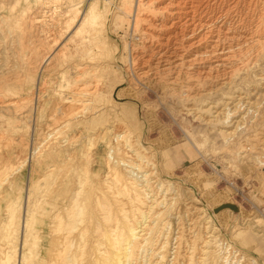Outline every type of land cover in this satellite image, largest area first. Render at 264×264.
Here are the masks:
<instances>
[{
    "label": "rangeland",
    "instance_id": "374dc122",
    "mask_svg": "<svg viewBox=\"0 0 264 264\" xmlns=\"http://www.w3.org/2000/svg\"><path fill=\"white\" fill-rule=\"evenodd\" d=\"M9 1H11V2H9ZM78 1H80V2H78ZM121 1L122 2L124 1L123 2L124 4L123 3L121 4ZM142 1L143 0H109V1L108 0H75V1L74 0H31V1H29V0H15V1L14 0H3V1L0 0V15L4 16V18H6L7 14H9L8 18H6V20L8 22V26L5 25V27H2V29H0L2 31V32L0 31V34L1 33L4 34V35H2V34L0 35V39L3 40L0 43H4L6 45L5 46L4 44H0V52L2 51L0 53L2 55L0 57V59L2 58L0 60L1 61L0 66H2V68L0 67V70L3 69L4 72L6 73V74L3 73V70H1L2 72L0 71V75L2 76L1 78H3L2 80H4L5 75L6 76L8 75L7 76L8 78H6L5 80H8L9 82L11 81L10 83H12V84H10V85L12 87H14L15 90L16 89L19 90V88L20 89L25 88L24 90H26V93H28L30 95V97H29L28 94H25V98H26V96H27V98H29V102L26 100L27 101L26 106L28 105L27 108L25 106L26 101L21 102V100L23 99L22 97L21 98H12L13 96L10 93L9 97L7 96V97L0 98V104L6 103V102L9 103L12 101L17 103V105L15 103L16 106L14 108H11L10 111L5 109V107L0 108V137H2V139L5 138L4 141L8 140L11 143V145H10V143L8 141H6L7 143L5 142V145H3L4 142L0 138V222H2L1 216L5 215V212H6L5 208L7 205H5V204L13 202L21 194L22 195L21 208L16 210V213L18 215L19 214L21 215V213L23 212V207H26L29 205L28 207L32 211L31 219L33 218L32 224L30 227L31 236L34 237L36 234L39 236L41 231H45V234H50L47 238V243H51L50 245H53V239L56 236L55 235L56 231L54 230V227H53L54 223H55L54 226H57V219L56 220L54 219L55 211L58 210V208L60 209L59 206L64 204V201L67 199V197L69 196L71 191H73L76 187H78V185L80 184L79 183L80 180H82V181L84 180L83 187H82V193L83 194H81V200H82L81 208L85 212V216H86L85 218H87V217L88 218L89 217L90 218H99L100 214H101L100 211H102L103 209L101 210L99 205H97V203L94 202L96 199L95 197H97V195H101L102 192L103 193L107 192L108 194L110 193L109 195L106 193L107 197L112 194V192H111L112 189H107L106 188L107 186L105 187V185H107V184H104L105 180L107 178L109 168L106 165V162L103 158L104 157L103 151L105 150V147L107 144H110L111 142L114 144L113 134L115 133L114 132L116 129L115 126L119 125L122 127L124 125L123 128H125V130H128L130 133V136H131L130 140H132L131 138H133V140L130 141L129 143H132V145H134V144L138 145V143H140L139 145H141V146H143V148H145L144 149L145 152L150 153V154L149 153L148 154H149V157L151 156L150 158H152L151 161L153 163L155 162V166L152 165V166H149V168L153 167L151 169V170H153L156 167L155 170H153L154 174L157 173L156 175L158 178H160L162 180L165 179L164 180L166 182L165 185L168 187L164 186L163 189L156 187L158 192L161 191L160 195L164 194L166 196V198L171 197V195H172L171 190H173L172 192H174L175 188H178L179 190L181 189L180 191L183 190V192L186 191V194H187L186 198H184L185 196L184 197L181 196L184 199L182 200V198H181L177 202V205H175L174 208L172 207V209L170 210L171 213H173V214L172 215H171V213L168 214V212H170V211H167L166 215H165L166 217L168 215L171 216V218L169 216L167 218L165 217V219H167V220L169 219V221L171 222V227H172V231H171V235H170V243H172L173 241H176V238H175L177 236L176 232H178L177 227L182 228V229H178V230H180V232L182 234H184L183 233L184 231L186 234V235L184 234L185 237L181 235L182 236L181 247H182V250H184L182 252H183V254L186 253L187 256L189 255L188 253H189V251H191L189 246L191 245L190 242H192L191 241L192 238L188 237V236L192 235V231H191L192 226H193L191 223L192 222V220H191L192 216H189L188 213H186V212H185L186 213L185 214L183 211L181 214H178V213H179L180 207L183 206L188 201V200H186L187 197L189 200L194 198L193 199L194 201L199 202L198 206L203 207L202 211L205 212V214L211 218V221L215 225L214 227L217 228L216 230H218L217 234L219 236L216 234V236H218L217 238L219 239L218 244H220L219 245L220 247H222V246L225 247V251L231 252V253L226 252L227 254L232 255L230 258L234 259L233 256H235V258L238 256V258L242 257V258H246V259H256L259 264H264V201H263L264 200L263 199L264 198V188H263L264 187L263 186L264 185V179H263L264 175L262 172L263 170H260L261 167H259L261 165H262V167H264L263 166L264 161L260 162L261 164L260 163L255 164V161L254 162L252 161L254 159L250 158L253 156V155H251L247 159V160H249V159L250 160L245 161V162L242 160L244 162L243 163L237 155L238 152H241L243 150L242 147H244V145L246 144L245 141H247L248 139H251L253 137V135L260 133L263 129L262 126L264 124V122H263V120H264V116H263L264 115V102H263L264 101V95H263L264 94V81L262 82L261 79L264 78L263 77L264 76V74H263L264 73V61L262 60V59H264L263 58L264 57V51L262 53H259L260 56L257 55L258 60L256 59V61H258V63H255V62H254V64L252 63L251 64L252 67L250 66L251 68H249L246 72H244V74H243V72L241 73L242 75L240 74L241 76L246 75L245 77H246L247 81L242 80V78H240L241 76H239V77L237 76L235 78L236 80L233 84V85H235V87L238 86L237 88L241 87L240 89L244 92H248V91L254 92V94H253L254 96H252V97H254L253 98L254 100L259 97V99H256V100H258L260 102V105H261L260 109L261 110H260V112L258 111L259 113L255 112L256 110L254 112L252 110L253 113L251 112V110H246V112L243 113V115H247L246 117L244 116V118L246 119V120L245 119L244 120L246 122H243L242 126H240V129H238V132L235 135V137L236 136L237 137L236 138L233 137L234 140L232 142L227 143V141L225 142V138L222 135H220L218 133V131H216L215 129L210 130L209 125H207L204 121L199 120V119L196 120V118L192 117L191 115L188 116L187 114L183 113V110L185 112V109H184L185 103L181 100L182 97L176 95L177 93H179V86L180 85L177 87H174L173 88L174 91H173L172 88L170 87L171 85L169 84L167 77H164V78L159 79V80L151 79V77H149V75H146L147 77L143 76L142 79L134 78V72L133 71L135 70L136 65L133 64V61H132L133 60L132 59L133 54L132 53H135L136 50L138 51L140 48H142V44H143V42L145 40V36H146L145 32L142 30L143 25L137 26V30L134 27L136 13L138 12V16H139L138 20L143 13L141 10V6L139 5L140 2L142 3ZM145 1H147V0H145ZM16 3H18V4H16ZM71 3H72V6L75 3L73 7L70 6ZM60 4L62 5V7L60 6ZM92 4H96L97 10L100 12V17H99L98 23L95 25L94 28L91 27L90 25H85V27L83 28L82 31H80L79 33H76L75 31H76L77 27H79L80 24L82 23L81 12L86 11L89 8V6ZM120 5H121V7H120ZM68 7H69V9H68ZM122 7H124V8H122ZM121 8H122V10H121ZM66 13H67V15H66ZM75 13H77L78 15L76 14L77 18L73 22L72 16L75 15ZM117 13H119V14H117ZM16 15L18 18L16 17ZM2 16H0V18H2ZM31 18H32V20H31ZM35 20H37V22ZM24 23L26 25H24ZM29 23L31 24L32 27L28 26V25H30ZM6 26L7 27L10 26L11 28H8L9 29L8 30L6 28ZM81 26H82V24H81ZM26 28H27V30H26ZM5 29L7 30L8 33L5 32ZM10 30L12 32H9ZM27 32H28V34H27ZM29 32H30V34H29ZM34 32H37V33H34ZM141 32H144V33H141ZM5 33H6V35L8 34V36H5ZM9 33H10V35L11 34L12 35L10 36ZM35 34H36V36H35ZM8 37H10L12 39V42H15V41H17V39L18 40L20 39L21 44L25 43V46H24V44L20 45V43L18 45L17 42H19V41L15 42L16 44L12 43L10 41L11 39H8ZM26 37H28V40H26L27 39ZM29 37L32 39L30 40ZM35 37H37V38H35ZM138 37H140V39H138ZM15 38H16V40H15ZM43 38H44V40H43ZM143 38H144V40H143ZM29 41H30V46L33 43L32 41H34V43L32 44L33 46L30 47L29 45L26 44V43L29 44ZM36 41H38V43H36ZM40 41H41V43H40ZM34 44L36 46H34ZM39 44L41 45V47ZM2 45L6 48H4ZM61 45H62V48H61ZM133 45H134V47H133ZM12 46L14 47V50H13ZM19 46H21V47L23 46L22 47L23 49H20ZM28 46L30 48L36 47V50H37L36 54L38 52H39V54H37V55L35 54V57H39V59L41 61H39L38 58H35L34 59L35 61L32 59V64H31V60H29L28 63L26 64L27 60L25 57L29 55V52H27L28 54L27 53L23 54L24 51L22 52V50H24V47H28ZM10 47L12 49H10ZM16 48L21 50V51L20 52H19V50L17 51ZM133 48H135V49H133ZM7 49H9V50H7ZM15 49L19 53L22 52V54L25 55V57L19 53H16ZM40 49H42V50H40ZM44 49H46V51ZM57 49H59V50H57ZM132 50H134V51H132ZM41 51H43V53ZM6 52H8L9 55L6 56V54H8ZM10 53H12V54H10ZM51 53H52V57H53L52 63L50 61L46 65V63H43V59L47 54L51 55ZM15 54H17V55H15ZM53 55L55 56V58ZM6 57L10 58V59H7ZM18 57L19 58L22 57V58L19 59ZM12 58H14L15 60H13ZM24 58H25V60H24ZM56 59H58L57 63H56ZM90 59H93V60H90ZM3 61L5 64L3 63ZM17 61L20 65L17 63ZM37 61H38V63H37ZM83 61H86V63L83 64ZM87 61H88V63H87ZM90 61H91V64H90ZM92 61H93V63H92ZM97 61H98V63H97ZM34 63L36 64V66H34L35 65ZM7 64H9V65H7ZM29 64H30V66H29ZM38 64L41 66H39ZM26 65H28V66H26ZM42 65H43V67H42ZM48 65H50V66H48ZM8 66H9V68L13 67L12 68L13 70H11V69L9 70ZM14 66H16V67H14ZM37 66L39 68L38 69L39 71L36 69ZM86 66H88V67L90 66V67L88 68ZM27 67H29L30 71L28 70ZM31 67H33V69H31ZM49 67H51V68H49ZM78 67L80 69H78ZM23 68H24V70H23ZM48 68H49V70H48ZM54 68H56V69L54 70ZM26 69H27V71L25 72ZM255 69H256V71H255ZM35 70H37V71L35 72ZM33 71H34V74H32ZM8 72H10V74ZM22 73H24V74L26 73V74L24 75ZM29 73H30V75H29ZM56 73H58V74H56ZM82 73H83V75H82ZM256 73H258L257 77L255 76ZM15 74L19 77H17ZM37 74H38V76H37ZM78 78L80 80H78ZM258 78L260 79V81ZM19 79H21V80H19ZM249 79H251V80H249ZM152 80H154L153 82L155 84L152 82ZM254 80H256V81H254ZM262 80H264V79H262ZM16 81L17 82L20 81V84H19V82H18V84H15ZM28 81H30V82L28 83ZM147 81H151V83H148ZM33 82H35V83L33 84ZM161 82L165 83V85L162 84ZM167 82H168V84H167ZM90 83H92V85ZM156 83H157V85H156ZM151 84H154V85H151ZM158 84H160V85H158ZM45 85H46V87H45ZM59 85H60V87H59ZM80 85H82V86H80ZM162 86L163 87L166 86L165 89ZM226 87L229 88L227 85L223 86V89H220V91H223V93L219 91V93H215L216 96L214 95V97H213V94H212V97H211V95L204 96L203 98H206L205 99L206 101H204V99H203V103L205 104L207 102L209 103V102H213L216 100L217 101L221 100L223 98V94L225 93V91L227 90L226 92H228L230 90V88L227 89ZM84 88H85V90H84ZM90 88H91V90H93L95 88V94L93 96L95 101L93 102V107L96 106L97 109H100L103 107V109L105 111L102 112V110H103L102 109L101 111H99L101 114L99 112H98L99 114L94 113V111L97 110L95 108L96 110L95 109L92 111L90 110L94 114L93 113L88 114V112H89L88 111L87 115L85 117H82L81 113H83V112L78 113L77 111L79 110L78 108H81L83 106L85 101L90 99V98H88L90 96H87L84 94V92L87 93V90H89ZM169 89H171L170 90L171 93L174 92L176 96L174 95V93L172 95H171V93L169 94V92H170ZM75 90L77 92H75ZM32 92H34V93L32 94ZM72 93L74 95H72ZM259 93H260V95H259ZM41 94H43V95H41ZM39 95H40V97H39ZM163 95H165V96L168 95V96L165 97ZM170 95H171V97H170ZM54 96H55V98H54ZM217 96L219 99L217 98ZM220 96H221V99H220ZM37 97H39V99H38L39 112L33 116L31 114L29 116V109L28 108L31 107V104L34 105L36 103L37 100H35V99ZM32 98H33V103L30 102V100L32 101ZM162 98H163V101H162ZM173 98H175L176 100ZM209 98L210 99L212 98V99L209 100ZM215 98H216V100H215ZM70 100H72V101L74 100L73 101L74 103L71 102ZM167 100H170V101H167ZM65 101H70V103H68V102L65 103ZM75 101H77V102H75ZM166 101L169 103H167ZM97 102H98V104H97ZM107 102L110 103L109 104L110 107L107 106L108 105ZM199 102L201 103V105L203 104L202 101H199ZM199 102H197L198 105H200ZM52 103L55 104V107H54V104L52 105ZM81 103H83V104H81ZM69 104H71V105H69ZM72 104H73V106H72ZM165 104H168V105H165ZM29 105H30V107H29ZM51 105L54 108V110L56 109V111L53 110ZM58 105L60 107H62V109H60V107ZM180 105L182 107H180ZM111 106H114V107H111ZM174 106H175V109H174ZM176 107H178V108H176ZM24 108L26 109V111L22 110ZM3 109H4V111H6L5 113H4ZM64 109H65V112H64ZM66 109H67V111H66ZM69 109H70V111H69ZM169 109H171V111ZM176 109H178V110H176ZM180 109H181V111H180ZM12 110H13V112H12ZM109 110H110V112H109ZM22 111H23V113H22ZM49 111H51V112H49ZM247 111H248V113H247ZM53 112H55V113H53ZM12 113H13V115H11ZM16 113H17V115H16ZM25 113H28V114H26V116L28 115L30 118L28 116H27L28 118H26ZM63 113H65L66 115L62 116ZM23 114H24V116H23ZM70 114L72 116L74 115L73 119H72V116ZM53 115H54V118H53ZM89 115H91V116H89ZM252 115H255V116L257 115V119L255 120L256 117L252 118ZM49 116H52V117H49ZM115 116L117 118L114 121L113 118H115ZM90 117H92V118H90ZM100 117H101V119H100ZM65 118H66V122L64 120ZM262 118H263V120H262ZM24 119H26V120H24ZM91 119H93V120H91ZM14 120L18 121V123H19L18 126H14ZM54 120H57V121H54ZM76 120H77V122H76ZM84 120L85 121L87 120L86 123ZM90 120H91V122H90ZM88 121H89V123H88ZM117 121H119V122H117ZM198 121L199 122L202 121L204 124L202 122H200L201 123L200 124ZM54 122H56V123H54ZM78 122H80V123H78ZM83 122H84V124H83ZM63 123H65V124L67 123V125L64 127H60L62 125H65ZM260 123H263V124H260ZM74 124H75V126H74ZM76 124H78V125H76ZM85 124L87 125V127L83 126ZM96 124H97V127H95ZM258 124H260L262 126H260ZM98 126L100 129L98 128ZM243 126H245V127H243ZM248 126H250L251 128L249 129ZM257 126H259L260 129L261 128L262 129L260 130L259 127H257ZM66 127H68V128H66ZM83 127L86 128V131H85V129H82ZM130 127H131V129H130ZM52 128H53V132H56L57 128H61L63 131L64 139L71 138V136L74 139H72L71 142L68 143V145L66 144L67 143L66 142L64 144L62 143L63 146H60V144L58 143L59 142L58 140H62V141L64 140L61 137L62 131L60 133L59 132L61 130L60 129L55 134H53L52 136H49L50 133H53ZM64 128H66L69 133ZM97 128H98V130H97ZM91 129H93L94 131ZM254 130H256V133ZM99 131L103 132V134L105 131L107 133H105V135H102L103 137L104 136L105 137L100 138L97 141L96 146L95 147L93 146L92 150H90V148H87V147L91 146L90 145L92 143L91 138H93V136H96L97 133H99ZM111 133H113V134H111ZM44 134L46 135V137ZM91 134H92V137H91ZM107 135H109V137ZM135 135H138V136L140 135L139 136L140 139L138 140L137 139L138 136H135ZM42 136L44 137V139ZM50 137L52 139H50ZM54 137H55V140H53ZM78 137H79V140H78ZM9 138H11V139H9ZM40 138H42L43 141L45 140L46 146L48 145L47 143L49 142V148L51 149V150L48 149L50 152H49L48 156L45 157L44 160H41V161L39 160L40 163L41 162L42 163L40 164L39 161H37L33 164H28V166H25L20 171H15L14 169H12L13 171L9 170L6 173L5 168L9 164L17 165V164H19L18 162H20L24 158H26V156H28V154L31 151L33 152L32 147L36 146L39 143V141L40 142L42 141V139L39 140ZM47 139H49V140L47 141ZM21 140L26 141V143L29 142V146L26 145L27 147H25V148L22 146H19L18 143H22V142H20ZM103 140H105V141L103 142ZM109 140H111V142ZM136 140L140 141V142H135ZM133 141H134V144H133ZM33 142H35L36 144ZM8 143H9V145H8ZM52 143L54 144V146L56 145V143H58V145H56L54 147L52 145ZM105 143H107V144H105ZM226 143H227V145H226ZM231 144H233V145H231ZM241 145H243V146H241ZM126 147L129 148L128 145H126ZM234 148H235V150H234ZM61 149H63V150H61ZM87 149L89 151H91L92 155L89 156L90 158L88 156L86 157L87 153L85 151L88 152ZM53 150H54V152H53ZM253 151H254V149L252 151H249V152H253ZM70 152H71V154L73 153L72 156H71ZM132 152H133V149L129 154L130 155L132 154V156H133V154L136 152H133V153ZM255 152L256 151H254V154H255ZM262 152L264 153V151H261L260 153H262ZM76 153H78V154H76ZM83 153H84V155H83ZM256 154H257V152H256ZM73 156H74V158H73ZM263 156L264 155H262V157ZM70 157H71V159H68ZM77 157H78V159H77ZM133 157L138 158V156L136 154ZM87 158H88V160H86ZM19 159H21V160H19ZM52 161H54V162H52ZM62 161L64 162V164ZM250 161L252 163H249ZM57 162H58V164H57ZM75 163H77V164H75ZM239 163H240V165H239ZM37 164H39V165H37ZM54 164H56L57 167L54 166ZM89 164H90V169L92 172L88 174V173H86V171H87L86 169L89 166ZM241 164H242V167H241ZM33 165H34V167H33ZM237 165H239V167ZM252 165H254L255 168L257 167L258 169L257 168L254 169V167ZM38 166H40V167H38ZM68 166H70L71 169ZM235 166H237L238 168ZM248 166H250L249 167L250 169L248 168ZM50 167L51 168L53 167L52 170L54 169V167H55V169L53 171H51ZM68 168H69V170H68ZM240 168H242V170ZM243 168H245V169H243ZM48 169H50V170H48ZM38 170H39V172H38ZM243 170H245V171H243ZM256 170H258V171H256ZM2 171H5V172H2ZM155 171H156V173H155ZM241 171H242V173H241ZM247 171H248V173H247ZM47 172H48V174H47ZM51 172H54V174H51ZM62 172H64V173H62ZM81 172L83 173L84 178L82 177ZM259 172H262V173H259ZM60 173H62V175L63 174L64 175L61 176ZM255 173H258V175ZM56 174H57V176H56ZM245 174L247 175V177ZM3 175H5V176H3ZM97 175H98V177H97ZM156 175H154V176H156ZM39 176H42V178L40 179ZM157 177H155V178H157ZM43 178L46 182L42 180ZM60 178H62L64 180H62ZM251 178H253V179H251ZM248 180H249V182H248ZM54 181H55V183H54ZM63 181H64V183H63ZM76 181L78 184L76 183ZM49 182H51V183H49ZM53 183H54V185H52ZM171 183L173 184L174 189H173V186H171L172 185ZM86 184H89V185H86ZM45 185L47 188H45ZM54 186H55V189H54ZM261 186H263V187H261ZM169 187L170 188L172 187L171 190ZM36 188H38V189H36ZM258 188L259 189L262 188V189H260L262 192ZM49 189H52V191ZM83 189H84V191H83ZM85 189H86V191H85ZM105 189H106V192H105ZM48 190H49V193L52 195H50L48 193ZM109 190H110V192H109ZM39 192H40V194H39ZM41 192H42V194H41ZM162 192H163V194H161ZM2 193H4V195ZM66 193H68V194H66ZM116 193H118V192H116ZM165 193L166 194L168 193L169 195L168 194L166 195ZM43 194H45V195H43ZM190 196L191 197L193 196V198H191ZM261 196H263V197H261ZM28 197L29 198L31 197V199H29L30 202L27 205V198ZM111 198L112 197H109V199H111ZM86 199H87V201H86ZM162 199H164V198H162ZM258 200H260L261 202L259 203ZM43 201H45V202H43ZM113 201L115 202V200H113ZM183 201H186V202L184 203ZM85 202H87V203H85ZM34 203H36V205ZM49 203H51V204L52 203H55V204L59 203L60 205L54 207V206L50 205ZM45 205H47V206H45ZM85 205H86V208H85ZM94 207L96 208V210ZM221 210H224V211L228 210V211L225 212L224 214L218 216L217 213ZM42 211H43V213H42ZM34 213H35V215H34ZM180 215L182 218V221H181L182 224L181 223L179 224V222L176 220L177 219L176 216L180 217ZM197 216L200 217V214ZM5 217H6V215H5ZM173 217H174V219H173ZM51 221H52V223H51ZM200 221L198 223V226H196V227H197V231L201 232V233H198L199 237L197 238V242L198 243L200 242V244H198V245H199V247L201 246L200 247V249H201L203 247L202 243L205 240L204 236L206 235L205 231H203V230H205V227L207 226V224H206V222H203V221H205L204 219L203 220L201 219ZM37 222H38V224H37ZM106 223L107 222L105 221L104 226H106L107 224L109 225V223H107V224ZM48 224H49V227H48ZM219 225H221V226H219ZM14 227H16V228H14ZM43 227H45L44 230H43ZM203 227H204V229H203ZM1 228L2 227H0V246L6 242L4 240H6L8 237L7 231L4 230V228H2L3 229L2 230ZM105 228H107V226ZM13 229H15V230H13ZM13 229H12V231H15V232L12 235H15L17 233L16 229H17V231H19L20 227L18 230L17 225H14ZM199 229H200V231H199ZM186 230H189V232ZM1 231H3V232H1ZM37 232H39V233H37ZM202 232H203V234H202ZM110 234L112 236V233L109 231L108 235L110 236ZM201 234L203 236H201ZM4 237H5V239H3ZM173 237L175 240L172 239ZM202 237L204 239H202ZM184 240H187L186 241L187 245L186 244L184 245ZM40 241H41V239L40 240L38 239L39 243H40ZM173 243H175V242H173ZM38 248H39V245L36 244L35 254H37V252L39 251ZM186 250H188V253ZM199 252L200 251H198V253ZM236 254H238V255L236 256ZM35 258H34L33 263L39 264L38 258H36V259ZM13 260H14V257H13ZM243 261H245V259ZM188 263L185 262L184 264H188ZM99 264H101V263L99 262ZM181 264H183V263H181Z\"/></svg>",
    "mask_w": 264,
    "mask_h": 264
},
{
    "label": "bare ground",
    "instance_id": "6f19581e",
    "mask_svg": "<svg viewBox=\"0 0 264 264\" xmlns=\"http://www.w3.org/2000/svg\"><path fill=\"white\" fill-rule=\"evenodd\" d=\"M29 1H31V0H29ZM9 2H11V1H9ZM78 2H80V1H78ZM123 2L121 1V4ZM72 3L70 5L71 7H73L76 2L73 4V6H72ZM16 4H18V3H16ZM139 5L141 6V10H142L143 13L140 16L139 20H138V17H139L138 16V12L136 13L134 27L137 30V26H142L143 25L144 28L142 27V30L145 32L146 36H145V40L143 38L144 42L142 44V48H140L138 51L136 50L135 53H132L133 54L132 55V59H133L132 61H133V64L136 65V68L133 71L134 72V78L142 79L143 76L147 77L146 75H149V77H151V79L159 80V79H162L164 77H167L168 78L167 80H168L169 84L171 85L170 87L172 88V90H173L174 87H177V86L180 85L179 86V93H177L176 95L182 97L181 100L185 103L184 104L185 112L183 110V113L187 114L188 116L191 115L192 117L196 118V120L199 119V120L204 121L207 125H209V129L210 130L211 129H215L216 131H218V133L225 138V142L226 141H227V143L228 142H232L234 140L233 137H235V135L237 134L238 129H240V126H242L243 122H246L245 121L246 119L244 118V116L246 117L247 115H243V113L246 112V110H251V112H252V110H253V112L256 110L255 112L259 113L260 110H261L260 109V107H261L260 102L258 100H256V99H259L258 96L260 95V93L257 96L258 98H256L254 100L253 99L254 97H252V96H254L253 95L254 92H249V91L248 92H244V91H242L240 89L241 87L237 88L238 86L235 87V85H233V84H234V82L236 80L235 78L237 76L238 77L241 76L242 72L244 74V72H246L249 68L252 67V65H251L252 63L253 64H254V62L258 63V61H256V59L258 57L257 55L260 56L259 53H262L264 51L263 50L264 49V0H147V1L143 0L142 3L140 2ZM60 6L62 7L61 4H60ZM120 7H121V5H120ZM122 8H124V7H122ZM122 8H121V10H122ZM68 9H69V7H68ZM76 14L77 13H75V15L72 16V21L73 22L77 18L78 14L77 15ZM117 14H119V13H117ZM8 15L9 14H7V17L6 16L5 17L8 18ZM66 15H67V13H66ZM0 16H2V15H0ZM81 16H82V23H81L82 26L80 24V26L77 27V29L75 31L76 33H79L80 31H82L83 28L85 27V25H90L91 27L94 28L95 25L98 23V20H99V17H100V12L97 10L96 4H92V5L89 6V8L86 11H82L81 12ZM16 17H17V15H16ZM6 18H4V16H2V18H0V29H2V27H5V25L8 26V22H7ZM31 20H32V18H31ZM35 21L37 22V20H35ZM24 25H26V24L24 23ZM7 26H6L7 29L11 28L10 26L9 27H7ZM28 26L30 27L31 24L28 25ZM11 30L9 32H12ZM26 30H27V28H26ZM5 32H7L6 29H5ZM144 32H141V33H144ZM34 33H37V32H34ZM27 34H28V32H27ZM29 34H30V32H29ZM2 35H4V34H2ZM9 35H10V33H9ZM5 36H8V34L6 35V33H5ZM35 36H36V34H35ZM26 38L25 39L28 40V37H26ZM35 38H37V37H35ZM8 39H11V38L8 37ZM31 39L32 38H30V40ZM138 39H140V37H138ZM15 40H16V38H15ZM43 40H44V38H43ZM1 41H3V40L0 39V42ZM10 41L12 42V39ZM17 41H19V42H17ZM17 41H15V42H17L18 45L20 43V45L24 44V46H25V43L21 44V40L20 39L19 40L17 39ZM15 42H12V43L16 44ZM32 42L34 43V41H32ZM36 43H38V41H36ZM40 43H41V41H40ZM0 44H4V43H0ZM26 44L30 46V41H29V44L28 43H26ZM32 44H31V46H33ZM29 46L28 47H24V50H22V52L24 51L23 54H26L27 52H29V55L26 56V57H25V55L22 54V52L19 53L21 50L16 48L17 51L19 50V52H17L16 49H15V51H16V53H19V54H21L22 56H24L26 58V60H27L26 64L28 63L29 60H31V64H32V59L34 60L35 58H38V60L41 61L39 59V57H35V54H36V51H37L36 47L35 48L34 47L30 48L31 46L30 47ZM34 46H36V45L34 44ZM19 47H20V49H23L22 48L23 46L22 47L19 46ZM40 47H41V45H40ZM133 47H134V45H133ZM4 48H6V47H4ZM61 48H62V45H61ZM10 49H12V48L10 47ZM42 49H40V50H42ZM133 49H135V48H133ZM7 50H9V49H7ZM13 50H14V47H13ZM44 50L46 51V49H44ZM57 50H59V49H57ZM132 51H134V50H132ZM41 52L43 53V51H41ZM6 53H8V52H6ZM10 54H12V53H10ZM37 54H39V52ZM7 55H9V53L6 54V56ZM15 55H17V54H15ZM1 56L2 55L0 54V57ZM20 58H22V57H20ZM25 58H24V60H25ZM52 58H53L52 57V53H51V55L47 54L44 57V59H43V63H46V65L50 61L52 63ZM54 58H55V56H54ZM7 59H10V58H7ZM12 59L15 60L14 58H12ZM57 60L58 59H56V63H57ZM90 60H93V59H90ZM262 60L264 61V59H262ZM0 63H1V61H0ZM3 63H4V61H3ZM17 63H18V61H17ZM37 63H38V61H37ZM84 63H86V61H83V64ZM87 63H88V61H87ZM92 63H93V61H92ZM97 63H98V61H97ZM90 64H91V61H90ZM7 65H9V64H7ZM50 65H48V66H50ZM26 66H28V65H26ZM29 66H30V64H29ZM34 66H36V64ZM39 66H41V65H39ZM0 67L2 68V66H0ZM14 67H16V66H14ZM42 67H43V65H42ZM86 67H88V66H86ZM8 68H9V66H8ZM12 68H9V70L10 69L13 70ZM27 68L29 70V67H27ZM49 68H51V67H49ZM49 68H48V70H49ZM31 69H33V67H31ZM36 69L37 70L39 69L38 66H37ZM55 69L56 68H54V70ZM78 69H80V68L78 67ZM1 70H3V69H1ZM23 70H24V68H23ZM37 70H35V72ZM26 71H27V69L25 70V72ZM255 71H256V69H255ZM10 72H8V73L10 74ZM3 73H5L4 70H3ZM30 73H29V75H30ZM22 74H24V73H22ZM32 74H34V71H33ZM56 74H58V73H56ZM257 74L258 73H256V75H255L256 77H257ZM82 75H83V73H82ZM7 76L5 75L4 80H2L3 78H1L2 76L0 75V79H1L0 80V98L7 97V96L9 97V95L11 93L12 96H13L12 98H21L22 97L23 99L22 100L20 99L21 102L26 101V100L29 102V98H27V96L25 98V94H28V93H26V90H24L25 88L24 89H20L19 88V90L18 89L15 90L14 87H12L10 85V84H12V83H10L11 81L9 82L8 80H5L6 78H8ZM37 76H38V74H37ZM245 76L246 75L241 76L240 78H242V80H246ZM17 77H19V76H17ZM262 79H264V78H262ZM262 79H261V81L263 82L264 80H262ZM19 80H21V79H19ZM78 80H80V79L78 78ZM154 80H152V82ZM249 80H251V79H249ZM256 80H254V81H256ZM259 81H260V79H259ZM18 82L20 84V81H18ZM18 82L16 81L15 84H18ZM29 82L30 81H28V83ZM147 82L151 83V81H147ZM168 82H167V84H168ZM34 83L35 82H33V84ZM92 83H90V84L92 85ZM154 84H151V85H154ZM162 84L165 85V83H162ZM156 85H157V83H156ZM158 85H160V84H158ZM226 85L230 88V90L228 92H226L227 90L225 91V93L223 94V98L222 99H221V96H220L221 100L217 101L216 98H215L216 101L212 100L213 102H209V103L207 102L205 104L203 103V99H204V101H206L205 100L206 98H203L204 96L211 95V97H212V94H213V97H214V95L216 96L215 93H219L220 89H223V86H226ZM80 86H82V85H80ZM45 87H46V85H45ZM59 87H60V85H59ZM165 87H163V88L165 89ZM229 88H227V89H229ZM84 90H85V88H84ZM170 90L171 89H169V91ZM75 92H77V91L75 90ZM220 92L223 93V91H220ZM33 93L34 92H32V94ZM170 93H171V91L169 92V94ZM173 93H171V95ZM84 94L87 95V96H90V97H88L90 99H88V100L86 99L87 101H85L84 104L81 103V104H83V106L81 108L77 107L79 110L78 111L76 110L78 113L79 112H83V113H81L82 117H85L87 115L88 111H89L88 112V114H89V113H93L91 111L94 110L95 108L97 109L96 106L93 107V102L95 101L94 98H93V96L95 94V88L93 90H91V88H90L89 90H87V93L84 92ZM41 95H43V94H41ZM72 95H74V94L72 93ZM171 95H170V97H171ZM174 95H175V93H174ZM28 96L30 97L29 94H28ZM163 96H165V95H163ZM167 96H165V97H167ZM39 97H40V95H39ZM39 97H37L35 99L37 101H36V103L34 105L31 104V107L29 105V107H30V108H28L29 109V116H30V114L33 116V115H35L36 113L39 112V105H38ZM54 98H55V96H54ZM217 98H218V96H217ZM173 99H175V98H173ZM211 99L209 98V100H211ZM170 100H167V101H170ZM27 101L25 102V106L27 104ZM70 101L73 102L74 100L73 101L70 100ZM70 101H65V103H67V102L70 103ZM162 101H163V98H162ZM199 101H202L203 104L201 105V103ZM30 102L33 103V98H32V101L30 100ZM75 102H77V101H75ZM197 102H199L200 105H198ZM15 103L16 102H14V101L9 102V103L8 102L2 103V104H0V108H4L5 107V109L10 111L11 108H14L17 105V103H16V105H15ZM54 103H52V105ZM167 103H169V102H167ZM97 104H98V102H97ZM107 104H108L107 106L110 107V105H109L110 103L107 102ZM52 105H51V107H52ZM69 105H71V104H69ZM165 105H168V104H165ZM72 106H73V104H72ZM27 107H28V105L26 106V108ZM54 107H55V104H54ZM111 107H114V106H111ZM180 107H182V106L180 105ZM176 108H178V107H176ZM60 109H62V107H60ZM102 109H103V107L100 108V109H97L96 111H94V113H98ZM174 109H175V106H174ZM22 110L26 111L25 108L22 109ZM53 110H54V108H53ZM169 110L171 111V109H169ZM176 110H178V109H176ZM3 111H4V109H3ZM54 111H56V109ZM66 111H67V109H66ZM69 111H70V109H69ZM103 111H105V110L103 109L102 112ZM180 111H181V109H180ZM5 112L6 111H4V113ZM12 112H13V110H12ZM49 112H51V111H49ZM64 112H65V109H64ZM109 112H110V110H109ZM17 113H16V115H17ZM22 113H23V111H22ZM53 113H55V112H53ZM247 113H248V111H247ZM26 114H28V113H25V116H26ZM63 114H62V116L66 115L65 113H63ZM11 115H13V113ZM54 115H53V118H54ZM23 116H24V114H23ZM27 116H26V118L29 117V116L28 117ZM89 116H91V115H89ZM49 117H52V116H49ZM73 117H74V115L72 116V119H73ZM101 117H100V119H101ZM254 117H256L255 118V120H256L257 119V115L256 116L252 115V118H254ZM90 118H92V117H90ZM116 118H117L116 116H115V118H113L114 121H115ZM15 120H14V126H18L19 123H18V121H15ZM24 120H26V119H24ZM57 120H54V121H57ZM64 120L66 122V118ZM91 120H93V119H91ZM91 120H90V122H91ZM262 120H263V118H262ZM86 121H85V123H86ZM202 121H200V122H202ZM76 122H77V120H76ZM117 122H119V121H117ZM263 122H264V120H263ZM54 123H56V122H54ZM78 123H80V122H78ZM88 123H89V121H88ZM63 124H65V123H63ZM83 124H84V122H83ZM260 124H263V123H260ZM260 124H258V125H260ZM66 125H67V123L65 125L60 126V127H64ZM76 125H78V124H76ZM74 126H75V124H74ZM83 126L87 127L86 124L83 125ZM123 126L121 127L119 125L118 126L116 125L115 126L116 129L114 131L115 133L114 134L111 133V134H113V139H114L113 142H114V144L111 142V140H109L111 142L110 144L105 143L107 145L105 147V150L103 151L104 152V154H103L104 157L103 158H104V160L106 162V165L108 166L109 170H108L107 178L105 177L106 180L104 179L105 180L104 184H107V185H105V187L107 186L106 187L107 189H112L111 190L112 194L107 197L108 193L106 192V189H105V192L107 194L102 192L101 195H97V197L94 196L96 198L94 202H96L97 205H99L101 210L103 209L102 211H100V213H101L100 217L99 218H90V217L89 218L88 217L85 218L86 217L85 216V212L81 208V205H82L81 194H83L82 193V187H83L84 180L83 181L80 180V182H79L80 184L78 185V187H76L73 191H71V193L69 194L67 199L64 201V204L59 206L60 209L58 208V210L55 211L54 219L55 220L57 219V226H54L55 225V223H54L53 227H54V230L56 231L55 232L56 236L53 239V245H50L51 243H47V238H48V236L50 234H45V231H41L39 236L37 234L34 237L31 236L30 227H31L33 218L31 219L32 211L28 207L29 206L28 203L30 202L29 199H31V197L27 198V205L28 206L23 207V212L21 213V215L20 214L18 215L16 213V210L21 208L22 195L20 194L13 202L5 204V205H7L6 208H5L6 209L5 210L6 211L5 212L6 217H5V215L1 216V221L2 222H0V227L4 228V230L7 231V236L8 237H7L6 240H4L6 242L3 243L0 246V264H32L35 257L38 258L39 264H99V262L101 264H181V263L184 264L185 262H187V263L189 262L188 264H259L256 259H246V258H242V257H241L242 259L238 258L237 255L239 253L236 254V256H237L236 258H235V256H233L235 260L230 258L232 255L231 254H227V253H231V252L225 251V247H223V246L220 247L219 246L220 244H218L219 239L217 237L219 235L217 234V231H218V230H216L217 228L214 227L215 225L211 221V218L208 215H206L205 212L202 211L203 207H199L198 206L199 202L193 200L194 199L193 196L192 197L190 196L191 198H193V199H190V200L187 197L186 200H188V201L187 202L183 201L184 203L185 202L186 203L184 205L182 204L183 206L180 207V210L178 209L179 210L178 214H181L182 211H183L184 213L185 212L188 213L189 216H192V219H191L192 220L191 223L193 225L192 229H191L192 235L188 236V237L192 238V240L190 239L192 241V242H190L191 245L189 244L190 245L189 247H190L191 251H189V253H188V250H186L189 255L188 256L186 255V253H185L186 251L184 252L185 254H183V252H182L184 250H182V247H181V244H182L181 239H182V236H184L185 231L183 230L184 234H182L180 232V230H178V229H182V228L177 227L178 228L177 229L178 232H176L177 233V236L175 237L176 241H173V242H175V243L172 242L173 244L170 243V235H171L172 227H171V222L169 221V219L168 220L165 219V217H166L165 215H166L167 211H170L172 209V207L174 208L175 205H177V202L182 197L185 196L184 198H186V196H187L186 191L185 192H183V190L180 191L181 189L179 190L178 188L174 189V186L171 183L172 184L171 186H173V189H174V192H172L173 191V190H171L172 187L171 188L169 187L170 190H171V193H172V195L170 194L171 197L166 198V196L163 194V192L161 193L163 195H160L161 191L158 192L156 187L157 188L159 187V188L163 189V187L166 186L165 185L166 182L164 181L165 179L162 180V179L158 178L157 175H156L157 174L156 171H155L156 174H154L153 170H155L156 167L153 170H151L153 167L149 168V166H152V165L155 166V162L153 163L151 161L152 158H150L151 156L149 157L150 153L148 152L149 153L148 154L147 152H145V150H144L145 148H143V146L139 145L140 143H138V145L134 144V141H133L134 145H132V143H129L130 141L133 140V138H131L132 140H130V137H131L130 133H129L128 130H125V128H123ZM260 126H262V125H260ZM84 127L82 129H85V131H86V128H84ZM95 127H97V124L95 125ZM243 127H245V126H243ZM248 127H249V129L251 128L250 126H248ZM257 127H259V126H257ZM66 128H68V127H66ZM66 128H64V129H66ZM98 128H99V126H98ZM98 128H97V130H98ZM262 128H261L262 131L260 133H257L255 135H253V137L250 135L252 138L248 139V140L246 139L247 140V141H245L246 144L244 145V147H242L243 150L241 149L242 151L237 153V155L241 159V161L242 160L244 162L245 161H249L250 159L249 160H247V159L251 155L254 156V157L252 156L250 158L254 159V160H252V159L251 160L253 162L255 161V164H259L260 162L264 161V159H263L264 156L262 157V155H264V153L263 152L260 153L261 151H264V124H263ZM60 129L61 128H57V131L60 130ZM130 129H131V127H130ZM259 129H260V127H259ZM91 130H93V129H91ZM61 131H62V129L59 132L61 133ZM66 131H67V129H66ZM254 131L256 133V130H254ZM52 132H53V128H52ZM56 132L50 133L49 136H52ZM105 133H107V132L105 131L104 134H103V132L99 131V133H97L96 136H93V138H91L92 139V141H91L92 143L90 142L91 146L90 147L88 146L87 148H90V150H92V147L96 146L97 141L100 138H102L103 137L102 135H105ZM107 136L109 137V135H107ZM135 136H138V135H135ZM139 136H138V138L136 137L138 140L140 139ZM45 137H46V135H45ZM61 137L64 139L63 131H62V136ZM91 137H92V134H91ZM0 138L2 139V137H0ZM4 139H2L3 142H4L3 145H5V142L8 141V140L4 141ZM9 139H11V138H9ZM41 139L42 138H40L39 140H41ZM43 139H44V137H43ZM43 139H42V141H43ZM50 139H52V138L50 137ZM72 139H74V138H72V136H71V138L64 139L63 141L62 140H58L59 141L58 143L60 144V146H63V144L67 142L66 144L68 145V143H70ZM48 140L49 139H47V141ZM53 140H55V137L53 138ZM78 140H79V137H78ZM42 141L41 142L39 141V143L36 146H33L32 147L33 152L29 151L30 153L28 154V156H26V158H24L22 161L18 162L19 164H17V165L9 164L5 168L6 173L9 170L13 171L12 169H14L15 171H20L25 166H28V164H33V163H35V162H37L39 160L40 161L44 160L45 157L48 156V154L50 152L48 149H50V148H49V142L47 143L48 145L46 146L45 145V140L43 142ZM104 141L105 140H103V142ZM20 142H22V143H18L19 146H22L24 148L27 147L26 145L29 146V142L26 143V141H23V140H21ZM35 142H33V143H35ZM135 142H140V141L136 140ZM9 143H8V145H9ZM58 143H56V145H58ZM227 143H226V145H227ZM10 145H11V143H10ZM52 145L54 146L53 143H52ZM126 145H128L129 148H127ZM231 145H233V144H231ZM241 146H243V145H241ZM132 149H133V152H136V153L133 154V156L136 154L138 156V158H134L132 156V154L131 155L129 154L132 151ZM253 149H254V151L257 152V154H256V152L254 154V151L253 152H249V151H252ZM54 150H53V152H54ZM61 150H63V149H61ZM234 150H235V148H234ZM85 152L87 153L86 157L87 156L89 157L90 155H92L91 151H89V150H88V152L87 151H85ZM70 154H71V152H70ZM72 154H71V156H72ZM76 154H78V153H76ZM83 155H84V153H83ZM73 158H74V156H73ZM68 159H71V157L68 158ZM77 159H78V157H77ZM19 160H21V159H19ZM86 160H88V158ZM40 161H39V163H40ZM52 162H54V161H52ZM240 163H239V165H240ZM249 163H252V162L250 161ZM57 164H58V162H57ZM63 164H64V162H63ZM75 164H77V163H75ZM37 165H39V164H37ZM239 165H237V166L239 167ZM54 166H56V164H54ZM237 166H235V167H237ZM252 166L254 167V165H252ZM33 167H34V165H33ZM38 167H40V166H38ZM68 167H70V166H68ZM241 167H242V164H241ZM249 167L250 166H248V168ZM259 167H261L260 170H263L262 172H263V175H264V167H262V165L259 166ZM52 168H51V171H53L55 169V167H54L53 170H52ZM256 168L254 167V169H256ZM70 169H71V167H70ZM240 169L242 170V168H240ZM243 169H245V168H243ZM48 170H50V169H48ZM68 170H69V168H68ZM86 170H87L86 173H88V174L92 172L91 169H90V164H89V166L87 167ZM5 171H2V172H5ZM243 171H245V170H243ZM256 171H258V170H256ZM38 172H39V170H38ZM262 172H259V173H262ZM62 173H64V172H62ZM62 173H60L61 176L64 175V174L62 175ZM241 173H242V171H241ZM247 173H248V171H247ZM47 174H48V172H47ZM51 174H54V172H51ZM255 174L258 175V173H255ZM154 175H156V176H154ZM3 176H5V175H3ZM56 176H57V174H56ZM82 177H83V173H82ZM97 177H98V175H97ZM155 177H157V178H155ZM246 177H247V175H246ZM39 178L41 179L42 176H39ZM62 178H60V179H62ZM253 178H251V179H253ZM42 180L45 181L44 178ZM62 180H64V179H62ZM77 181H76V183H77ZM248 182H249V180H248ZM49 183H51V182H49ZM54 183H55V181H54ZM54 183L52 185H54ZM63 183H64V181H63ZM86 185H89V184H86ZM263 186H261V187H263ZM166 187H168V186H166ZM45 188H47L46 185H45ZM36 189H38V188H36ZM54 189H55V186H54ZM260 189H262V188H260ZM49 190L52 191V189H49ZM49 190H48V193H49ZM83 191H84V189H83ZM85 191H86V189H85ZM109 192H110V190H109ZM116 192H118V193H116ZM2 194L4 195V193H2ZM39 194H40V192H39ZM41 194H42V192H41ZM66 194H68V193H66ZM43 195H45V194H43ZM50 195H52V194H50ZM109 197H112V198L109 199ZM261 197H263V196H261ZM162 198H164V199H162ZM184 198H182V200ZM113 200H115V202ZM86 201H87V199H86ZM258 201H259V203L261 202L260 200H258ZM43 202H45V201H43ZM85 203H87V202H85ZM34 204L36 205V203H34ZM49 204L54 206V207L60 205L59 203H56V204L55 203H52V204L49 203ZM45 206H47V205H45ZM85 208H86V205H85ZM95 210H96V208H95ZM227 211L221 210V211H219L217 213V215L218 216L222 215V214H224ZM42 213H43V211H42ZM169 213H171V211L168 212V214ZM172 214L173 213H171V215ZM199 214H200V217L197 216ZM34 215H35V213H34ZM177 216H176V218H177L176 220L180 224L181 221H182L181 215H180V217H177ZM169 217L171 218V216H169ZM173 219H174V217H173ZM201 219L202 220L204 219L205 221H203V222H206V224H207V226L205 227V230H203V231H205L207 236L206 235L204 236L205 237V240H204L205 242L203 241V243H204V244L202 243L203 247L200 249L201 246L199 247V245H198V244H200V242L199 243L197 242V238L199 237L198 233H201V232L197 231V227L196 226H198V223H199V221ZM105 221L107 223H109V225L106 223L107 224L106 225L107 228H105L106 226H104L105 225ZM51 223H52V221H51ZM37 224H38V222H37ZM14 225H17L18 230H19V227H20V230L17 231V229H16L17 233L15 235H12L15 232V231H12ZM219 226H221V225H219ZM48 227H49V224H48ZM14 228H16V227H14ZM44 229H45V227H43V230ZM203 229H204V227H203ZM13 230H15V229H13ZM109 231L112 233V236H111V234H110V236L108 235ZM186 231L189 232V230H186ZM199 231H200V229H199ZM1 232H3V231H1ZM37 233H39V232H37ZM202 234H203V232H202ZM202 234H201V236H203ZM216 234L218 236H216ZM3 239H5V237ZM38 239L39 240L41 239L40 243L38 242ZM172 239H174V237ZM202 239H204V238L202 237ZM187 240H184V245L186 244ZM36 244L39 245V248H38L39 251L37 252V254H35V246H36ZM198 251H200L201 253L200 252L198 253ZM13 257H14V260H13ZM244 259H245V261H243Z\"/></svg>",
    "mask_w": 264,
    "mask_h": 264
}]
</instances>
